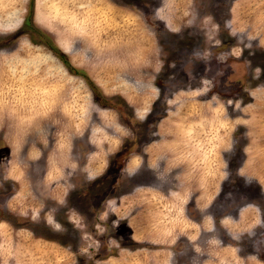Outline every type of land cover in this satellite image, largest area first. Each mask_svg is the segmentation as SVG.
I'll list each match as a JSON object with an SVG mask.
<instances>
[{
    "label": "rangeland",
    "instance_id": "rangeland-1",
    "mask_svg": "<svg viewBox=\"0 0 264 264\" xmlns=\"http://www.w3.org/2000/svg\"><path fill=\"white\" fill-rule=\"evenodd\" d=\"M0 264H264V0H0Z\"/></svg>",
    "mask_w": 264,
    "mask_h": 264
}]
</instances>
